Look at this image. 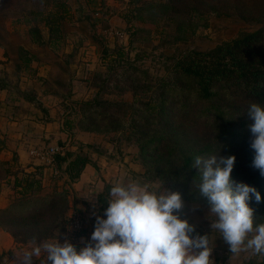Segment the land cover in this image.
I'll return each mask as SVG.
<instances>
[{
	"label": "trees",
	"instance_id": "16d2710c",
	"mask_svg": "<svg viewBox=\"0 0 264 264\" xmlns=\"http://www.w3.org/2000/svg\"><path fill=\"white\" fill-rule=\"evenodd\" d=\"M42 1L48 9L26 12L39 16L38 21L47 28L48 35L43 39L38 24L32 23L28 29L30 39L38 45L58 40L65 44L66 35H60V30L62 19L68 16L69 3L66 0ZM175 6L172 0L148 1L135 7L139 11L135 18L143 19L142 13L149 12L152 22L165 19L175 26V31L180 30L182 19L178 18L179 8ZM4 12L7 9H3ZM132 16L131 11L127 13V45L113 41V47H108L105 35H90L92 43L98 46L101 68L93 74V89L88 97H71V90L65 86L70 83V73L67 77L58 73L54 76L63 90L59 93L63 97L61 115L68 134L66 140L57 144L61 152L54 154L52 167L48 165L54 181L63 179L60 189L44 192L46 186L41 183L38 171L21 168L11 171L6 161L0 159L3 173L0 186L2 182L10 190L8 203L0 208V228L21 244H28L34 236L40 241L57 231H67V239L79 247L76 239L87 234L88 227H91L90 232L94 231L95 219L83 225L82 209L76 210L81 214L74 211L83 218L79 229L71 228L64 214V203L71 194L69 184L91 162L89 153L104 154L106 150L96 147L95 142L75 141L76 129L92 132L102 136L101 139L111 134L108 140L114 145L118 144L119 137L133 142L135 157L147 166V171L168 180L182 196L189 193L207 203L198 189L201 175L199 168L194 167L195 157H208L212 153L224 157L234 155L231 176L239 175L259 191L261 202L256 203L253 198L250 207L254 209L255 222H264L263 177L252 167L254 150L250 147L248 127L252 121L247 115L251 103L264 105V22L207 49L187 47L175 51L165 57L164 72L153 75L137 64L144 51L131 55L133 37L138 31L136 25L130 24ZM181 39V35H172L171 42ZM18 52L20 62H16L15 68L32 74L30 62L34 57L23 46L18 47ZM56 65L63 69L59 62ZM21 79L19 75L16 83L0 76V90H7L12 100L16 95L45 109L31 87L20 85ZM2 146L0 139V150ZM73 146L75 148L71 149ZM117 148L122 154L124 149ZM107 156L112 158L113 155L107 153ZM53 168L58 169V175L52 172ZM108 194L109 186L104 185L97 197L95 215H103ZM45 258L41 255L37 261L41 264Z\"/></svg>",
	"mask_w": 264,
	"mask_h": 264
},
{
	"label": "rangeland",
	"instance_id": "374dc122",
	"mask_svg": "<svg viewBox=\"0 0 264 264\" xmlns=\"http://www.w3.org/2000/svg\"><path fill=\"white\" fill-rule=\"evenodd\" d=\"M66 1L69 3V12L66 19H62L60 30V35H66L65 44L62 40H58L38 45L30 39L29 26L32 23H37L43 39H46L48 31L42 22L38 21L39 16L37 14H28L27 12L31 9L34 11H45L49 6L45 5L42 0H0L1 77H6L9 81L17 83L20 75L22 78L20 81L21 86L31 83L37 88L43 86L44 81L41 76L33 73L28 76L27 71L15 68L16 62H20L18 47L23 46L34 57L30 62L31 67L34 69L38 67L41 71L42 69L44 71L45 69L58 71L62 75H66L65 68L66 70H73V98L88 97V94L93 89V74L101 68L98 46L92 43L90 35H100L102 37L105 35L104 40L108 47H113V41L127 45L128 34L125 29L127 27V13L130 11L134 14L130 24L136 25L138 28L134 37L132 36L131 55L135 51H144L142 58L137 60V64L147 68L149 73H153V75H160L164 72L166 67L165 57L167 55L170 56L175 51L179 52L187 47L207 49L221 41L235 37L242 30H253L264 22L263 0H172L179 8L178 18L182 19L181 29L176 31L174 30L175 26L167 23L165 19H158L156 22H152L149 18L151 15L149 12L142 13L141 10L140 13H142L143 19L135 18L139 14V11L135 10L136 6H142L148 1L154 0ZM3 4H6L3 6L4 8H2ZM3 9H7V12L2 13ZM26 19L29 20V23ZM109 30L121 32L122 36L119 38L110 37L107 34ZM172 35H181L182 39L172 43ZM56 62H60L64 70H59L55 64ZM23 77H27L26 80ZM111 96L116 97V95ZM125 98L128 99L129 96L126 95ZM54 101L52 100L48 103L49 107L55 103ZM58 107H60L59 104ZM54 125L57 126L58 124L55 123ZM110 136L111 134L104 139H101L102 136H97V140L95 139L96 144L94 145H98L99 148L102 146L101 149H106L104 151L106 156L107 153H111L113 160L121 163L125 156L126 159L130 160L129 155H126L130 154L132 164L137 163L140 170L135 171L131 175L134 180L148 185L152 190L162 191L164 186L175 191L168 180L159 177L153 171L146 170L147 166L135 157L136 147L133 142L119 137L118 144L114 145L113 142L108 140ZM46 141L49 142L40 145L33 144L32 147H46L58 144L56 141H50V138ZM118 146L124 149L123 156V153L120 154L119 150H116ZM211 155H220V153H212ZM129 160L128 163L130 162ZM46 165H51V163H46ZM2 175L3 173L0 169V178ZM231 179L235 182L246 183L245 180L243 181L236 174L232 175ZM262 180L264 186V177ZM45 186L44 192L54 188L60 189L57 184L53 185L50 183L49 185L45 184ZM182 199L185 202L182 218H186L190 223L196 225V231L201 235L207 234L209 245L212 239L215 241V243L213 242L215 244L214 254L221 259H218V262H221V264H264V256L254 255L251 251H242L238 255L229 252V247L220 233L211 229V222L215 221L216 217L209 212V204L207 202L198 200L189 193H187V196H182ZM60 203H63V201ZM64 206L67 222H69V216L72 211L77 212V209L81 210L84 207V205H74L70 197L67 198ZM92 208L95 209L94 202ZM95 217L96 215L94 214L85 216L83 225H85V222L92 223L89 219H95ZM66 233L67 231L65 233L57 231L52 237L44 240L59 238L60 242L63 243L64 239L67 238ZM12 239L13 245L11 248L0 250V264H15V255L28 247V244H21L14 237ZM41 255L43 258L46 257V253L42 252ZM37 260L38 258L34 257L33 264H40Z\"/></svg>",
	"mask_w": 264,
	"mask_h": 264
},
{
	"label": "clouds",
	"instance_id": "9594fccd",
	"mask_svg": "<svg viewBox=\"0 0 264 264\" xmlns=\"http://www.w3.org/2000/svg\"><path fill=\"white\" fill-rule=\"evenodd\" d=\"M247 115L252 121V167L264 177V105L251 103ZM235 160L234 155L196 156L198 189L216 217L211 229L220 233L229 252L264 256V222H255L250 207L253 198L261 202V195L255 187L231 179ZM184 207L178 191L164 186L162 191L152 190L138 181L116 182L103 215H96L90 239L81 238L82 246L67 238L63 243L59 238L38 242L34 236L15 255V264H33L42 252L46 258L41 264H213L208 235L182 218Z\"/></svg>",
	"mask_w": 264,
	"mask_h": 264
},
{
	"label": "crops",
	"instance_id": "0c3cea01",
	"mask_svg": "<svg viewBox=\"0 0 264 264\" xmlns=\"http://www.w3.org/2000/svg\"><path fill=\"white\" fill-rule=\"evenodd\" d=\"M57 68L59 67L57 66ZM33 70V74L41 76L43 79V86L37 88L33 86L32 83L26 84V86L31 87L34 90L36 98L42 103L45 109L42 110L33 102L24 100L16 95L12 100V96L10 97L7 90H0V139L3 141V146L0 150V159L6 161V165L9 169H11V171L18 168H21L24 171L36 170L41 175V183L43 185H49L52 183L61 187L63 185V179L59 178L57 181H54L50 172L51 167L46 164L44 165V163L40 162L39 159L30 156L28 148H30L33 144L40 145L48 143L49 141L46 140L49 138L50 141H56L57 143L63 142L68 138V134L63 127V116L61 115L63 109V97L59 93L63 90L61 85L54 81L55 74H62L58 71H49L48 69H45V71L42 69L41 71L38 67L35 69L33 68ZM59 70H64V67L63 69L59 68ZM65 71L66 75H62L63 77H67L68 73L72 75V77H69L70 83L65 86L71 90V97L73 98V70L70 71V69L66 70L65 68ZM31 75L32 74H29L28 76ZM26 78L27 77H23L25 80ZM52 100H55V103H53V107H49L48 103ZM56 102L60 105V107H58ZM55 123L58 125L55 126ZM74 138L75 141L78 140L82 142L94 143L95 139L97 140V135L92 132L76 129L74 132ZM95 146L97 147L98 145ZM74 148V146L71 147V149ZM123 155L124 153L122 156ZM126 155H129L130 160L126 159L125 156L123 159L121 158L123 161L121 163L120 161H114L113 157L108 158L105 154H98L95 151H91L89 153L91 162L87 163L79 176L69 184L71 194L68 195L74 205H84V207L87 206L86 208H82L84 217L97 213L96 201L99 193L103 190L104 185L109 186L110 193L111 187L116 182L127 183L138 181L134 180L131 176L133 172L140 171L138 164H132L131 155ZM128 160L130 161L129 163ZM7 177H10V175ZM141 184L144 185L143 183ZM9 196L10 190H8L5 184L1 182L0 208L4 207L8 203ZM108 198L109 194L107 196V199ZM93 202L95 203V209L92 208ZM88 228L90 230L87 234L79 236L76 239L79 247L82 246L81 238H83L84 241H87L91 237V227ZM213 242L215 243L212 239L210 243L211 246L209 245L210 249H212L210 259L213 261V264H221V262H218L221 259L217 258L214 254L215 244ZM12 245V237L6 230L0 228V250L11 248Z\"/></svg>",
	"mask_w": 264,
	"mask_h": 264
},
{
	"label": "built area",
	"instance_id": "2783aa9c",
	"mask_svg": "<svg viewBox=\"0 0 264 264\" xmlns=\"http://www.w3.org/2000/svg\"><path fill=\"white\" fill-rule=\"evenodd\" d=\"M108 36H114L119 38L120 36H122L121 32H117L115 30H109L107 31ZM61 152V148L58 145H50V146H46V147H30L28 149V153L30 156L39 159L41 162H43L44 164H49L52 163L53 161V156L56 153ZM55 175L59 174V171L57 168H53L52 171ZM69 224L71 226V228L73 229H79L82 226V219L81 217L75 213L74 211L71 212L70 216H69Z\"/></svg>",
	"mask_w": 264,
	"mask_h": 264
}]
</instances>
